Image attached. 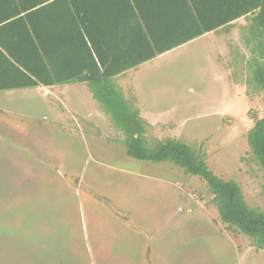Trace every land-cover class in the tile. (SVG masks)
Returning a JSON list of instances; mask_svg holds the SVG:
<instances>
[{
  "label": "rangeland",
  "instance_id": "obj_1",
  "mask_svg": "<svg viewBox=\"0 0 264 264\" xmlns=\"http://www.w3.org/2000/svg\"><path fill=\"white\" fill-rule=\"evenodd\" d=\"M208 43L146 63L145 88L126 101L149 145L187 143L264 211V171L247 142L264 117L252 55L232 59L227 88ZM123 137L85 82L0 90V264H264V249L220 219L206 181L128 156Z\"/></svg>",
  "mask_w": 264,
  "mask_h": 264
},
{
  "label": "trees",
  "instance_id": "obj_2",
  "mask_svg": "<svg viewBox=\"0 0 264 264\" xmlns=\"http://www.w3.org/2000/svg\"><path fill=\"white\" fill-rule=\"evenodd\" d=\"M248 12L251 85L264 99V0H0V90L86 82L123 132L128 156L169 162L206 181L220 219L264 249V211L249 206L237 182L218 177L187 143L166 137L149 145L138 109L113 82ZM247 142L264 171V117Z\"/></svg>",
  "mask_w": 264,
  "mask_h": 264
},
{
  "label": "crops",
  "instance_id": "obj_3",
  "mask_svg": "<svg viewBox=\"0 0 264 264\" xmlns=\"http://www.w3.org/2000/svg\"><path fill=\"white\" fill-rule=\"evenodd\" d=\"M253 15L254 14H252V12H248V14H242L241 16L232 20L228 24H225V25H223V26H221L215 30L205 32L201 36L196 37L197 40H195L196 38H194V39H192V40H190L184 44H181L175 48H172L171 51L173 49L189 45L191 43H194V41H199L201 39L202 40H209L210 43L212 41L213 45H212V43L211 44L208 43V45H212L211 48H212V50H214L213 55L216 56V54H220L221 57L223 58V60L221 59L222 62L217 61L215 58L213 65L216 67V69L218 70V73L220 74V76L218 78L221 77V79L225 82V85L227 83V85H228L227 88H229V85H232V83H233L230 80L231 69H230L229 63L232 62V59L234 61V58H239V60H240L241 54L246 53L247 51L250 52V49L253 45V42H247V37L249 36L248 30L250 28L251 18L253 17ZM231 36L235 37L237 41H233V43H232L231 39H228V41L226 40L227 37H231ZM238 37H240V38L238 39ZM232 44H233V47H232ZM232 50H233V53L231 54ZM171 51L168 50L164 53H168ZM164 53H162V54H164ZM234 53H237V54H234ZM162 54H159V55H162ZM159 55H157V56H159ZM157 56H155L152 59H155ZM152 59L147 60V61L139 64L136 67L124 70L123 72H121V73H119L113 77L114 85L116 86V88L119 91L122 92L123 98L125 100L137 99L136 97L133 96V91L140 90V89H141V91H143V89L145 88V86H143L144 85L143 80L141 81V78H139V76H140L139 74L142 70V67L144 65H146V63H148ZM242 59L244 61L246 60V58H242ZM135 70L138 72L136 76H135V72H134ZM68 83H83V82L78 81V82H68ZM61 84L64 85L66 83H61ZM242 88L244 89V87H242ZM242 93H244V91L241 92V94ZM142 94L148 95V93H142ZM139 104H140L139 106H141V103H139ZM147 107L148 106H142V109H139V110L140 111L145 110L146 111L145 113L148 114L151 107H148V108ZM154 115H158V112H156ZM117 218H119V216H117ZM118 220L120 223H123L124 228L128 229L129 224L125 220H121V219H118ZM114 234H115V237L119 238V236L122 234V231H121V233L118 231V233L116 232ZM130 236L131 235L128 236V241L126 243L129 245V247H128L129 252L133 251V248L132 247L130 248V244L134 243V241H133L134 238L130 237ZM91 252H92V250H91ZM147 252H148V250H147Z\"/></svg>",
  "mask_w": 264,
  "mask_h": 264
}]
</instances>
